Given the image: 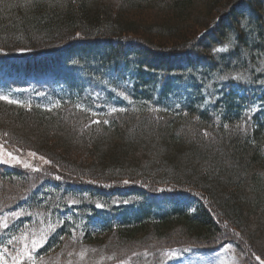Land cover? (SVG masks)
<instances>
[{
  "label": "trees",
  "instance_id": "obj_1",
  "mask_svg": "<svg viewBox=\"0 0 264 264\" xmlns=\"http://www.w3.org/2000/svg\"><path fill=\"white\" fill-rule=\"evenodd\" d=\"M54 60L83 78L66 100H0V142L48 161L0 165V213L62 177L119 221L62 227L19 264H145L228 241L242 264L264 260V116L249 112L264 100V0H0V63ZM93 100L100 115L80 105ZM168 190L192 196L193 209L147 200Z\"/></svg>",
  "mask_w": 264,
  "mask_h": 264
},
{
  "label": "rangeland",
  "instance_id": "obj_2",
  "mask_svg": "<svg viewBox=\"0 0 264 264\" xmlns=\"http://www.w3.org/2000/svg\"><path fill=\"white\" fill-rule=\"evenodd\" d=\"M200 27L195 29L196 32ZM64 63L70 65L71 62L54 60L52 65H49V69L43 68L48 66L45 63L39 66L32 63L28 66V70L14 69L0 63V96H6L20 104L58 105L82 86V75L80 73L77 75L71 67ZM74 64L77 65L76 62ZM55 67L58 68L55 69ZM237 86H239L238 83L234 82L232 89H235L237 94H242V91L237 90ZM93 92L94 89L91 93ZM89 93L86 90L83 95ZM182 93L180 92L179 95ZM259 95L260 93L257 97H260ZM80 105L95 116L100 115L95 111L99 108L95 100L88 103L82 102ZM258 105L264 116V100L255 103L249 112H255ZM0 145L3 144L0 142ZM7 153H12L19 162L13 160ZM45 161L46 158L41 159L38 154L33 156L30 152L18 153L9 150L4 145L0 147V165L3 166L17 164L26 169L40 170L46 165ZM25 164L30 167H25ZM53 179L41 181L31 193H27L29 195L22 196L15 210L10 209L0 213V253H3L7 264H15L13 257H20L21 263L22 257L26 256L31 259L37 255L39 249L48 244L62 227L68 229L76 227L96 233L111 221H119V212L109 211L108 206L99 209L101 206L94 204L93 206L98 209H92V201L82 196L83 189L79 186L62 177ZM161 193L169 196H160ZM153 198L148 197L147 200L152 201L154 208L161 211L174 205L190 209H193L195 205L192 196L171 190L156 192ZM133 201L137 202L134 198L124 201V204L120 202L116 210L127 212V210L134 209ZM33 204L41 209L35 210L32 208ZM3 223H7L8 227L4 228ZM157 256V259L150 258L145 261V264H242L240 256H245V254L237 252L234 242L228 241L216 250L206 251L195 246H178L164 249ZM257 262L260 264L258 260ZM113 264L131 263L127 260H118Z\"/></svg>",
  "mask_w": 264,
  "mask_h": 264
},
{
  "label": "snow or ice",
  "instance_id": "obj_3",
  "mask_svg": "<svg viewBox=\"0 0 264 264\" xmlns=\"http://www.w3.org/2000/svg\"><path fill=\"white\" fill-rule=\"evenodd\" d=\"M221 51L223 50V49H220ZM0 100H7L8 101V103H18V101H14V100H10L8 97H6V96H0ZM112 111L113 112H115L116 111V109L115 108H113L112 109ZM94 123H100V121H93ZM104 123H108V121H103ZM225 127H227V125H225ZM0 147H3V145H0ZM13 160H16L17 162H19V160H18V158L17 157H15V156H13L12 155V153H7ZM31 155H35V153H31ZM41 159H43V157H41ZM5 163H7L8 161H4ZM46 163L48 162V161H45ZM25 167H30V165H28V164H25L24 165ZM34 170H38V169H34ZM3 227L4 228H7L8 227V225H7V223H3ZM9 243H11V241H9ZM26 255H31L30 253H25ZM19 259H20V257H13V260H14V262H15V264H19ZM256 259L260 262V264H264V260H262L259 256H256ZM0 262H2V264H7V260H5L4 259V256H3V253H0Z\"/></svg>",
  "mask_w": 264,
  "mask_h": 264
}]
</instances>
